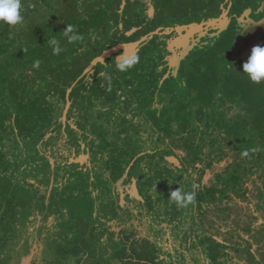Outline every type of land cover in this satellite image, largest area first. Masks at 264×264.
Instances as JSON below:
<instances>
[{
  "label": "trees",
  "instance_id": "obj_1",
  "mask_svg": "<svg viewBox=\"0 0 264 264\" xmlns=\"http://www.w3.org/2000/svg\"><path fill=\"white\" fill-rule=\"evenodd\" d=\"M123 1L61 0L57 11L59 18L50 19L40 3L26 0L21 1L23 3L20 12L23 19L19 25L0 23V91H3L0 94V108L6 107L5 103L10 101L13 105L11 115L16 112L20 115L14 124L11 118L0 121V223L1 220L5 221V228L9 230L2 247L15 237L11 220L16 224L20 235L23 230H27L23 233L29 237L32 236L29 233L33 230L37 214L42 216L43 212L50 213L53 210L54 194L48 199L49 186L36 181L32 187L38 194L37 211H34L37 208L34 204L19 203L18 191L13 183H9L8 172L16 173L20 168L23 170L29 167L26 164L28 162L22 163L19 160L23 156H19L20 150H23L22 144L34 139L39 141L48 134L53 135L54 145L58 143L62 139L64 126L60 118L67 113L68 120L75 117L79 129L78 133L74 130L70 132L71 139H76L79 133L90 130L96 136L95 146L100 144L103 150L108 148L109 152H113L111 158L108 155L103 157L108 163L107 173L102 175L106 187L102 211L105 218L108 217L104 215L107 211L120 215L127 208L125 206L130 196L134 201L137 200L134 197L141 198L144 209H152V199L157 189L163 187L161 183H167V191L170 190V185L178 188L182 186L185 191L196 193L195 203L184 208L185 212L191 213L189 223L193 226L192 230L201 232V242L206 244L211 239L219 246L216 250L221 246L224 250L223 252L220 249L221 253L218 254L210 249L207 251L208 255L206 254L209 258L205 261V257L198 260L197 253L190 247V254L181 253L182 258L177 260L169 249H165V253L159 252L156 243L150 239L137 238L130 241L132 234L126 236L124 232H118L112 225L116 219L107 218L108 224L103 228L93 221L84 225L79 222L76 228H83L79 243L85 245L84 242H87L86 245L91 248L89 253L83 246L75 247L78 255L87 252L91 264H264V82L255 85L249 81L242 75L240 63H230L223 71H219V67L214 68L212 63L216 62L217 56L222 53L228 55L232 50L235 34L230 31L228 36L225 37V34L220 41H216L211 54L207 53L210 54L208 57L204 54L197 59V71L189 75L190 91L184 102H179L176 93L163 91L165 89L157 90L155 86L158 79L156 69L162 61L160 41L156 36L142 46L136 58L137 62L125 72L116 69L114 59L108 58L99 62L95 73L97 76H94L98 78L103 70L107 74L104 76H110L114 81L108 86L103 85L110 81L103 76L90 86L86 80L88 75L85 74L96 58L121 43L137 42L140 37L149 36L159 30L168 7L166 3L178 2L157 0L162 12L157 17L159 20L156 18L154 22H129L127 31L120 33L119 37L115 35V41H107L105 32L108 31L111 20L122 23L125 19H130L121 17L118 12ZM232 1L229 6H233L235 13L256 4V0ZM69 27L72 29L70 32L67 31ZM133 28L139 31L127 37L126 32ZM73 36L77 39L70 41L69 38ZM53 38L59 43V53H54L50 45ZM219 46L223 49L220 50ZM204 60L206 62L203 63ZM37 61L40 62L39 66H36ZM224 71L226 75L218 87L214 77L216 79L219 75L217 72L221 74ZM38 80L44 81L48 89L44 90L46 86L42 88L36 83ZM208 80L213 83H208ZM249 83L255 87L248 85ZM238 92L241 93L242 106L236 100ZM247 92L253 95H244V98L243 94ZM37 93L41 95L39 98H35L38 97ZM98 94H101L100 100L108 102L109 109L98 114L96 119L90 107L96 102ZM160 94L163 101L169 97L162 116L153 108L154 100ZM125 114L128 116L124 119L126 123L115 127L117 123L114 117L122 118ZM142 114L143 117H138ZM192 114L195 115L194 121L200 120L197 125ZM221 118L229 124L226 128L221 125L219 128L217 125ZM138 119L139 122L136 121ZM209 121L215 122V127L208 128ZM158 122L162 125L164 137L170 141V146L167 147L166 143L160 141L155 144L148 137L147 150H132V143L146 137L145 133ZM142 125L147 129L137 135L135 130H140ZM134 126H137L135 130ZM197 129L201 130V137H208L209 142L207 145L203 144L202 148L187 145L191 136L189 131ZM213 134L215 136L210 139L209 136ZM191 140V143H197L194 136H191ZM68 142L63 143L61 148L67 149ZM173 146L182 154L175 152ZM159 147L167 152L166 157L174 156L176 171L171 170L168 165L161 167L160 163H148V159L154 160L155 156H148L146 153ZM245 151L248 156L242 155ZM141 171L143 173L139 176ZM119 179H126L132 184L130 191L126 189L123 195L115 192V184ZM29 183L31 184L30 181ZM169 194L166 195V200ZM161 198L162 195H159L158 199ZM28 209L33 211L25 223L28 226L26 228L19 218L22 216L21 212ZM12 211L16 216L11 214ZM181 224L183 222L178 223L179 226ZM112 226L115 229L113 235L107 232ZM103 232H107L109 238L107 237L105 249L101 252L102 258L98 261V249L94 246L98 244L99 236ZM65 235L66 233L60 235L55 253L56 261L53 264H69L65 262L68 245ZM188 237L192 238L191 235ZM17 241H22L21 236ZM12 249L15 253L12 250L9 255L2 256L0 264H15L5 263L7 258L17 261L16 253L20 247L17 245ZM117 253L121 255L115 257ZM187 255H193V263L187 261ZM118 258L125 259L126 263H120ZM222 258L225 262L221 261ZM208 259L211 263H208Z\"/></svg>",
  "mask_w": 264,
  "mask_h": 264
},
{
  "label": "rangeland",
  "instance_id": "obj_2",
  "mask_svg": "<svg viewBox=\"0 0 264 264\" xmlns=\"http://www.w3.org/2000/svg\"><path fill=\"white\" fill-rule=\"evenodd\" d=\"M33 1L42 5L43 11H46V13L49 15L47 16L48 18H59L57 11L60 8L59 3H61V0ZM190 3L193 5L191 6ZM207 3H209L207 0H201L199 2H195L194 0H178L177 3H166L168 7L166 12L163 14V19L161 20V25L163 26L157 30L158 33L156 37H158L160 41L159 43L160 50L162 52V61L158 64L156 69L155 74L157 75L158 79L155 82V86L157 87V90L165 89L163 91L168 90L170 92L172 91L176 93L179 96V102H184L187 100L186 97H188L190 91L188 88V78H190L189 75L195 74L197 71L195 68L197 59H199L204 54L208 57L215 47L216 41H220L222 36L230 30V27H232L233 24H235V30H233L235 35L232 42V46L235 48L234 54L230 57L229 55H226L227 53L218 55L216 62L212 63L215 69L219 67L218 70L223 71V69L226 68V66L228 67L230 63H244L250 56L253 47L257 45H264V3H256L255 5L245 9L240 15H232V12H229L231 7L229 6L230 3H227V1L221 3L213 12V14H211L210 9L205 10L208 8ZM158 4H155V0H124L118 12L121 17H130V19H125V22L122 23L117 22V20H111L108 31L105 32V39L107 41H115V35L118 36L120 33L127 31V24L129 22L136 23L138 20L152 21L156 14L161 16L162 12H160L161 8L159 10L157 7ZM157 19L159 20V18ZM143 26H146V24ZM138 31L139 29L133 28V30L126 32V35L127 37H131ZM142 37H140L138 40H141ZM133 42H125L121 44L127 45ZM144 44L137 48L127 49L124 52L113 56L111 60L114 59L116 64V59L120 55H123L128 59H136L139 56L141 48ZM222 49L223 47H221L220 50ZM204 62L206 61L204 60L203 63ZM9 63H11V60ZM198 66H200V64H198ZM96 68L97 66L85 74L88 75L86 80L90 86L95 84L99 78H103L104 75H107L102 70V75H100L98 78L95 77L97 76L95 75ZM212 72L213 70H211V74L213 75ZM217 73H219V75L216 76V79L214 77V82L219 87L221 86V79L226 75V72L224 71L221 74L220 72ZM105 78L108 79V77ZM38 81L36 83H39L42 88L46 86L44 81ZM113 81L114 79H110V81L104 83L103 85L108 86ZM208 81V83H213V81ZM253 84L260 85L256 83ZM248 85L252 84L249 83ZM45 88L48 89L47 86L44 87V90ZM215 89L217 90V88ZM2 93L3 91H0V94ZM37 94L38 97L35 98H39L41 96L39 93ZM161 94L159 98H155L153 103V108L157 111L159 116L163 115V108H165L166 101L169 100V97H166L164 101L161 100ZM240 94L241 93L238 92L237 95L239 96L236 100L240 106H242ZM100 95L101 94L96 95L97 100L96 102L94 101L90 107V110L95 113L94 117L96 119L98 114H102L109 109L108 102L104 99L100 100ZM244 95L252 96L253 93L249 94L247 92L243 94V97ZM5 106L6 107L4 108H0V121L2 119L11 118L12 123L15 122V120L20 115L17 112L14 115H11L13 105L10 101L5 103ZM125 117L128 116H126V114L124 117L122 116V118L120 116H115L114 120L116 119L115 121L117 123L115 127L121 126L124 122V119H126ZM138 117H143V114L139 115ZM216 118L217 116L214 117V119ZM192 119L194 121V114H192ZM60 121L64 126L61 134L62 139L57 141L58 143L54 145L55 139L52 137L53 135L48 134L43 139H39V141L38 139H34L30 142L22 144L23 150H20L19 156H23H20L19 160H21L22 163L28 162L26 164L29 165V167L23 170L20 168L16 173H13V171L8 172V181H10L9 183H13V187H15V189L18 191V202L25 203L26 205H36L37 208L34 210L35 212L39 208L38 200L36 199L38 194L37 191L32 187V184H34L35 181L36 183L48 185L49 193L54 195L52 202L53 210L50 211V213L48 212L49 214L46 211L44 213L46 217V220L44 221V230H42L40 234H37L36 230L31 229L29 234L33 236H25V240L28 241H26V244H22V246H19L17 238L19 236H23V233L20 235L18 232L19 229L11 220L12 225H10L15 237L11 240V242L6 244L5 247H2L3 239L7 237L9 230L8 228H5V221L1 220L0 258H2V256L9 255L13 250L12 247L14 248V246L18 245L20 248H22L18 253H16V262L15 260L11 261L10 258H7L5 263L14 262L15 264H18L20 262V264H22L24 259L32 256L33 258L27 263L30 264L31 262V264H49V262H52L50 259L55 256L54 253L57 249L56 243L58 244L60 235L65 233L66 229H69L67 228V225H69L70 228L74 230V227L76 228L79 225V222L84 225L93 221L96 222L97 225H102L103 228V226H107L108 224L107 218L116 219L112 225L117 228L118 232H124L125 235L132 234L131 236L133 237L130 238V241H133L137 238L150 239L154 241L153 243H156V248L159 252L165 253V249H169L177 258V260L182 258L181 253L190 254L188 252V250L190 251V249H188L190 247L193 252L195 251V253H197L196 255H198V260L204 259L205 257L206 261V258H209L206 256V254L208 255L207 251L210 249L213 251L215 250L214 253L218 254L221 253V251L224 252L222 246L220 247L221 251L220 249L216 250L219 248V246H217L211 239H208L207 241L205 240L206 244L205 242H201L199 240L201 238V232L197 230L193 231V226L191 227V224L189 223L191 221V213L185 212L186 209L184 208L175 207V204H170L166 200V195L168 193L178 189L177 186L170 185V190H165V185L167 183H161L160 185L163 187L161 186L162 188L159 190L157 189V192L152 199V209L148 207L144 209L143 206L145 205L143 204L141 198L134 197L137 199L134 201L133 197L130 196V199H127L126 206L124 205L127 208L121 212L120 215L119 213H110L107 211L104 213V215H108V217L105 218L102 211L104 209L105 202L103 200V196L106 193V187L104 185V178L102 175L107 173L108 163L103 159V157H107L108 155L111 158L113 152H109L108 148L103 150L104 148L100 144L99 146H95L96 136L90 130L79 133L76 139H71V131L74 130V132H79L75 122V117H71L68 120V114L64 113L63 116H61ZM136 121L139 122L140 120L138 119ZM197 121H194L195 125H197ZM125 123L126 122L123 124ZM214 123L209 121L208 128L215 127ZM217 125H221L222 128H226L229 124L225 121V119L221 118V120L217 122ZM136 127L137 126H134L133 130H135ZM221 127L219 126V128ZM66 128H68L67 132ZM146 129L147 128L142 125L140 130H135V133L137 134L139 132L142 134ZM189 132L191 136L196 138L197 143H191L193 140H191L190 136L187 145H195L196 148H202L203 144L207 145L209 142L206 135L203 137L200 136V129ZM145 134L147 135L142 140L139 139L136 140L135 143H132V150H147L148 137H151L155 144L157 141H160L166 143L165 146H170V141L165 139L162 125H160L159 122L156 126H154V128L151 127L150 130ZM213 136H215V134L210 135V139ZM68 140H70V143ZM65 142L69 143L68 148L62 149L61 146ZM173 148L175 152L180 153L175 146H173ZM149 150L151 149L149 148ZM165 153L167 154V152L164 151V149H161V147L157 148L155 151L152 150L147 152L146 154L148 156H155L154 160L148 159L150 160L148 163H160L159 165H161V167H166L168 165L171 170L176 171L174 166L176 165L174 156L166 157ZM142 173L143 171L139 172V176ZM8 181L5 180L7 183ZM131 187L132 184L126 179H119L115 184V192L123 195L122 193L126 189L130 191ZM159 195H162L161 200L158 199ZM32 211L33 209L31 211L28 209V211L24 210L21 212L22 216L19 219L23 225L26 223L27 217L31 215L30 212ZM117 211L119 212V210ZM11 214L16 216L14 211H12ZM74 221H76V224ZM180 222H183V224L179 226L178 223ZM114 230L115 229L112 226L111 230L109 228L107 229V232L113 235ZM107 232H104V235L107 236ZM188 235H191L192 238H189ZM189 239H191V241H189ZM34 240H36V242H34ZM98 242H100V237ZM33 252L34 255H32ZM13 253H15V251ZM118 254L120 253H117L115 257H117ZM192 256L193 255H191V257L190 255H187L189 258L187 261L189 263H193L194 261ZM58 260L61 261V259ZM221 261L225 262L224 258H222ZM208 263H211L209 259Z\"/></svg>",
  "mask_w": 264,
  "mask_h": 264
},
{
  "label": "clouds",
  "instance_id": "obj_3",
  "mask_svg": "<svg viewBox=\"0 0 264 264\" xmlns=\"http://www.w3.org/2000/svg\"><path fill=\"white\" fill-rule=\"evenodd\" d=\"M21 0H0V23L16 26L19 25L23 19L21 12ZM72 29H67L70 32ZM71 40L77 39L73 36L69 38ZM50 45L53 47L54 53H59L61 48L58 41L53 38L50 40ZM137 62L135 58L128 59L123 55H120L116 59V69L120 72H125L132 68ZM39 61L36 62V66H39ZM242 75H244L252 83L260 84L264 82V46L257 45L252 48L250 56L247 61L242 65ZM110 80L111 77H108ZM243 156H248V152L242 153ZM196 193L194 191H185L182 186L178 189L170 192V196L167 199L169 203L175 204L178 208H186L189 205L195 203Z\"/></svg>",
  "mask_w": 264,
  "mask_h": 264
},
{
  "label": "crops",
  "instance_id": "obj_4",
  "mask_svg": "<svg viewBox=\"0 0 264 264\" xmlns=\"http://www.w3.org/2000/svg\"><path fill=\"white\" fill-rule=\"evenodd\" d=\"M159 5V4H158ZM255 5V4H254ZM158 7V6H157ZM158 9V8H157ZM159 16V14H156V16H155V18H157ZM154 18V19H155ZM154 19L152 20L153 22H154ZM156 20V19H155ZM142 21H144V20H142ZM151 21V22H152ZM148 21H145V23H147ZM180 22H182V21H180ZM163 25H161V27H162ZM188 88H189V86H188ZM52 196V194L51 193H49V195H48V199L50 198ZM59 199V198H58ZM44 213L45 212H43V214H42V216H38V214H37V219H36V222H35V224H34V226L32 227L34 230H36V233L38 234H40V232L42 231V230H44V221L46 220V217H45V215H44ZM48 213V212H47ZM30 214H32V213H30ZM49 214V213H48ZM31 216V215H30ZM29 218V216L27 217V219ZM26 222H27V220H26ZM25 225V224H24ZM25 227L26 228H28V226H27V224L25 225ZM37 227V228H36ZM67 228H69V229H66L65 230V233H66V235H65V239L67 238V241H68V245H67V258L65 259V262L66 263H69V264H86L87 262H88V264H91L90 263V255L86 252V254H84L83 252H81V254L80 255H78L75 251H74V249H77V248H75V247H79V246H83L84 247V249L85 250H87L89 253H90V245H86V243L87 242H84L85 243V245L81 242V243H79L81 240H79L80 238H82V236H83V228H82V226H79V228H76L75 230H72L71 228H70V226L69 225H67ZM78 229V230H77ZM27 230H23V232H26ZM22 232V233H23ZM68 232V233H67ZM68 235H69V238H68ZM25 236L26 235H24V233H23V236H21V238H22V241H17L18 243H19V246H22V244L24 245V244H26L27 242L26 241H28V240H25ZM33 236V235H32ZM38 237H39V235H38ZM75 237H76V239H75ZM100 242H98V244L96 245V246H94V247H96L97 249H98V252H97V260L99 261L101 258H102V254H101V252L103 251V249H105V245H106V242H107V237L109 238V235H104V232H103V234H101L100 236ZM78 239V240H77ZM60 240V239H59ZM34 242H36V240H34ZM56 246L58 247L59 246V243L57 244L56 243ZM107 247V246H106ZM22 248H20V250H21ZM19 250V251H20ZM54 251H55V249H54ZM35 252V251H34ZM34 252L32 253V255H34ZM55 253H56V251H55ZM54 253V255H56ZM55 257L56 256H54L53 258H51L50 260L52 261V262H49V264H53V263H55V261H56V259H55ZM33 257L32 256H29L28 258H26V259H24L23 260V263L22 264H29V263H27V262H29L31 259H32ZM42 259V258H41ZM120 263L121 262H123V263H126V260L125 259H121V258H118L117 259ZM42 261H43V259H42ZM18 264H20V262L18 263ZM30 264H31V262H30ZM64 264V263H63Z\"/></svg>",
  "mask_w": 264,
  "mask_h": 264
},
{
  "label": "water",
  "instance_id": "obj_5",
  "mask_svg": "<svg viewBox=\"0 0 264 264\" xmlns=\"http://www.w3.org/2000/svg\"><path fill=\"white\" fill-rule=\"evenodd\" d=\"M158 33V31L152 33L151 35L149 36H146L144 38H142L141 40L137 41V42H133V43H130V44H119L117 45L116 47L106 51L101 57H98L96 58L92 63L91 65L89 66V68L87 69L86 73L87 72H90L92 69L95 68V66H97V64L99 62H103L105 61L106 59L108 58H112L113 56L115 55H118L120 54L121 52H124L125 50L127 49H130V48H137L139 47L140 45L148 42L152 37L156 36ZM69 107V106H68Z\"/></svg>",
  "mask_w": 264,
  "mask_h": 264
},
{
  "label": "flooded vegetation",
  "instance_id": "obj_6",
  "mask_svg": "<svg viewBox=\"0 0 264 264\" xmlns=\"http://www.w3.org/2000/svg\"><path fill=\"white\" fill-rule=\"evenodd\" d=\"M195 2H199V1H201V0H194ZM209 3H207V5H208V8L207 9H205V10H211L210 11V13L211 14H213V12L216 10V8L221 4V3H223L224 1H227V3H233V1L232 0H207ZM254 3H264V0H256ZM155 4L157 5L158 3H157V0H155ZM230 5V4H229ZM158 8H159V10H160V8H161V6L160 5H158ZM248 7H245L240 13H234L233 12V10H234V8H233V6L230 8V10H229V12H232V15H234V14H238V15H240V14H242L243 13V11L245 10V9H247ZM161 12V11H160ZM233 30H235V24H233L232 25V27H230V30L229 31H227L225 34H227V35H225V37L226 36H228L230 33V31H233ZM224 37V38H225ZM263 46V45H262ZM234 47V46H233ZM232 47V50L230 51V53L228 54L229 55V57L230 56H232L233 54H234V49L235 48H233ZM227 55V54H226ZM236 62V61H235ZM236 63H240V62H236ZM240 65H243V63H240Z\"/></svg>",
  "mask_w": 264,
  "mask_h": 264
}]
</instances>
